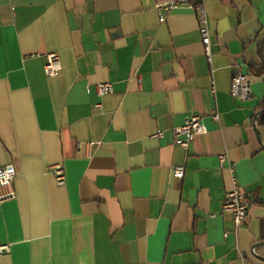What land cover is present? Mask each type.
I'll return each instance as SVG.
<instances>
[{
    "label": "crops",
    "instance_id": "1",
    "mask_svg": "<svg viewBox=\"0 0 264 264\" xmlns=\"http://www.w3.org/2000/svg\"><path fill=\"white\" fill-rule=\"evenodd\" d=\"M204 3L211 62L189 7L161 22L154 0H0V167L16 171L0 264H264V74L249 71L264 0ZM50 52L62 65L51 77ZM239 71L245 100L230 95ZM191 113L207 131L184 149L171 130ZM225 152L254 199L237 231L221 211Z\"/></svg>",
    "mask_w": 264,
    "mask_h": 264
},
{
    "label": "built area",
    "instance_id": "2",
    "mask_svg": "<svg viewBox=\"0 0 264 264\" xmlns=\"http://www.w3.org/2000/svg\"><path fill=\"white\" fill-rule=\"evenodd\" d=\"M177 7H189L195 13L198 22V31L200 34L201 43L204 48V55L208 62H211L212 57V41L208 26V14L204 0H154V8L159 13V20L163 22L165 15L172 9ZM46 63L44 71L47 76L51 77L58 74L62 68L61 61L57 53L50 52L46 54ZM251 76L248 73L241 71L236 72L231 80L230 95L234 98L245 100L251 97L250 90ZM96 93L100 96L112 93L113 85L110 82H99L95 85ZM212 92L214 88L212 87ZM97 108L101 104H96ZM214 121L219 120L217 112L211 114ZM206 127L202 122L201 115L191 113L184 119L182 125L174 127L171 130L172 139L184 149H187L196 135L205 133ZM164 132L157 130L154 133L156 137H163ZM220 164L227 163V169L230 172L231 188L226 193L222 205V212H230L233 215L235 231L241 227L249 216L250 208L253 205L254 199L252 195L239 183L236 174V162L230 159L227 153L219 155ZM50 172L53 174L56 184L63 186L66 183L65 170L62 164L55 163L51 165ZM184 174V167L178 165L173 167V175L182 177ZM16 171L12 164L0 167V203L15 197L13 183ZM226 235V232L224 233ZM8 251V245L0 244V254Z\"/></svg>",
    "mask_w": 264,
    "mask_h": 264
},
{
    "label": "trees",
    "instance_id": "3",
    "mask_svg": "<svg viewBox=\"0 0 264 264\" xmlns=\"http://www.w3.org/2000/svg\"><path fill=\"white\" fill-rule=\"evenodd\" d=\"M258 55L262 60L259 65L251 64L249 66V71L252 76L260 77L264 74V43L258 46ZM260 107L264 108V101L260 104Z\"/></svg>",
    "mask_w": 264,
    "mask_h": 264
},
{
    "label": "water",
    "instance_id": "4",
    "mask_svg": "<svg viewBox=\"0 0 264 264\" xmlns=\"http://www.w3.org/2000/svg\"><path fill=\"white\" fill-rule=\"evenodd\" d=\"M263 111H264V110H263ZM258 244L262 245V244H264V241H263V242H260V243H258ZM259 258H261V259H263V260H264V258H263V257H259Z\"/></svg>",
    "mask_w": 264,
    "mask_h": 264
}]
</instances>
